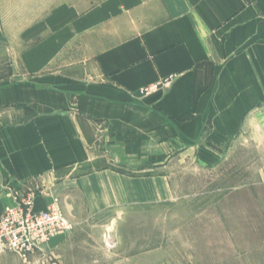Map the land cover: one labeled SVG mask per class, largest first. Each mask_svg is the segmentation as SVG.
I'll list each match as a JSON object with an SVG mask.
<instances>
[{
  "label": "crops",
  "instance_id": "1",
  "mask_svg": "<svg viewBox=\"0 0 264 264\" xmlns=\"http://www.w3.org/2000/svg\"><path fill=\"white\" fill-rule=\"evenodd\" d=\"M83 3L24 2L44 10L0 88V216L13 192L57 199L73 229L55 248L88 227L73 215L138 203L174 155L264 117V0Z\"/></svg>",
  "mask_w": 264,
  "mask_h": 264
},
{
  "label": "rangeland",
  "instance_id": "2",
  "mask_svg": "<svg viewBox=\"0 0 264 264\" xmlns=\"http://www.w3.org/2000/svg\"><path fill=\"white\" fill-rule=\"evenodd\" d=\"M25 1L32 0H0V88L9 85L11 46L20 48L22 29L44 10ZM251 129L179 152L158 172L165 182L142 184L148 191L138 203L89 221L87 214L73 215L88 227L58 248L48 245L51 238L26 259L4 251L9 264H264V117ZM14 194L6 208L18 202ZM65 220L70 227L55 237L73 229Z\"/></svg>",
  "mask_w": 264,
  "mask_h": 264
},
{
  "label": "built area",
  "instance_id": "3",
  "mask_svg": "<svg viewBox=\"0 0 264 264\" xmlns=\"http://www.w3.org/2000/svg\"><path fill=\"white\" fill-rule=\"evenodd\" d=\"M14 199L18 201L16 205L6 208L0 217V252L10 251L26 259L70 227L62 216L58 201L52 200L44 211L36 212L32 195L15 192Z\"/></svg>",
  "mask_w": 264,
  "mask_h": 264
}]
</instances>
